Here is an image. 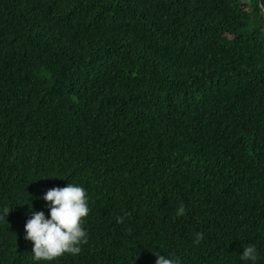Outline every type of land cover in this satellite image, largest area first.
Wrapping results in <instances>:
<instances>
[{
	"label": "trees",
	"instance_id": "1",
	"mask_svg": "<svg viewBox=\"0 0 264 264\" xmlns=\"http://www.w3.org/2000/svg\"><path fill=\"white\" fill-rule=\"evenodd\" d=\"M263 11L0 0V264H34L28 204L47 215L37 197L68 182L88 242L38 264H249L248 243L264 264Z\"/></svg>",
	"mask_w": 264,
	"mask_h": 264
},
{
	"label": "clouds",
	"instance_id": "2",
	"mask_svg": "<svg viewBox=\"0 0 264 264\" xmlns=\"http://www.w3.org/2000/svg\"><path fill=\"white\" fill-rule=\"evenodd\" d=\"M50 177H57L55 175ZM46 202L47 215L43 210H34L28 204L29 215L24 223V239L32 243L31 253L34 264L40 261L51 262L64 254L78 256L81 246L88 242V233L83 226L84 218L89 214L88 196L86 189L76 183L68 182L63 187H51L42 197ZM11 207L0 210V219H6ZM181 204L176 214H185ZM122 217L117 222L122 221ZM202 233L195 234L194 243L199 244ZM155 256L154 264H182L181 259L174 255H166L162 251H152ZM241 261L256 264L259 259L258 248L254 243L242 247L239 254Z\"/></svg>",
	"mask_w": 264,
	"mask_h": 264
},
{
	"label": "rangeland",
	"instance_id": "3",
	"mask_svg": "<svg viewBox=\"0 0 264 264\" xmlns=\"http://www.w3.org/2000/svg\"><path fill=\"white\" fill-rule=\"evenodd\" d=\"M264 12V11H263Z\"/></svg>",
	"mask_w": 264,
	"mask_h": 264
}]
</instances>
